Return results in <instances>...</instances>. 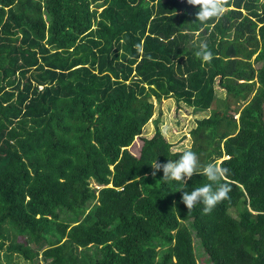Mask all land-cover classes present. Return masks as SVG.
Segmentation results:
<instances>
[{"label":"trees","instance_id":"obj_1","mask_svg":"<svg viewBox=\"0 0 264 264\" xmlns=\"http://www.w3.org/2000/svg\"><path fill=\"white\" fill-rule=\"evenodd\" d=\"M197 11L0 0V264H198L194 240L202 264H264V0H229L204 24ZM165 97L209 112L188 147L171 149L156 117L130 153L152 98ZM189 149L230 170L229 199L210 214L181 202L205 176L151 175ZM120 153L132 163L119 177L109 166ZM53 231L63 237L51 242Z\"/></svg>","mask_w":264,"mask_h":264},{"label":"clouds","instance_id":"obj_2","mask_svg":"<svg viewBox=\"0 0 264 264\" xmlns=\"http://www.w3.org/2000/svg\"><path fill=\"white\" fill-rule=\"evenodd\" d=\"M186 3L198 9L195 13V20L204 24L213 18L222 16L229 0H186ZM196 46L198 48L195 52L196 57L201 59L202 62L210 63L213 55L207 44L199 43ZM151 168L152 176L162 170L161 179L164 181L175 180L187 183L194 174H199L205 176L211 182L195 188L191 192L181 191V202L188 211L194 209L197 204H202V213L210 214L217 204L229 199L231 187L221 181L228 175L230 170L216 163L201 164L197 154L190 149L182 152L176 160H167L163 163L155 160L151 164Z\"/></svg>","mask_w":264,"mask_h":264},{"label":"rangeland","instance_id":"obj_3","mask_svg":"<svg viewBox=\"0 0 264 264\" xmlns=\"http://www.w3.org/2000/svg\"><path fill=\"white\" fill-rule=\"evenodd\" d=\"M104 1V0H101ZM100 2V1H99ZM97 2V3H99ZM217 93L221 94L222 91L216 86ZM153 102V112L148 118V120L141 127V131L133 137L130 144L126 146V149L130 153H135L136 146L139 143L138 137L140 135L149 136L153 132V119L157 117V124L164 138L171 142V149H182L188 147L190 144V137L187 133L188 128L194 123L195 117L205 115L209 112L208 109L197 111L192 109L190 106L180 103L176 107V104L172 97L161 98L157 101L152 98ZM263 105V104H262ZM263 109V106H262ZM264 120V112H263ZM132 163L130 157L125 155V153H120L118 159L111 164L109 167L118 174L122 176L127 168ZM170 223V222H168ZM59 231V230H58ZM58 231H53L54 234L50 236V241L55 242L60 239L61 234ZM195 245V255L198 264L203 263L204 255L202 254L200 248L196 246V240H194ZM18 264H31L29 261H19Z\"/></svg>","mask_w":264,"mask_h":264},{"label":"built area","instance_id":"obj_4","mask_svg":"<svg viewBox=\"0 0 264 264\" xmlns=\"http://www.w3.org/2000/svg\"><path fill=\"white\" fill-rule=\"evenodd\" d=\"M38 87H40V85H38Z\"/></svg>","mask_w":264,"mask_h":264}]
</instances>
